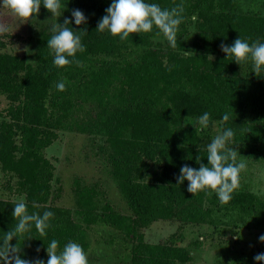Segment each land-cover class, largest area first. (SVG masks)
Listing matches in <instances>:
<instances>
[{
	"label": "trees",
	"instance_id": "16d2710c",
	"mask_svg": "<svg viewBox=\"0 0 264 264\" xmlns=\"http://www.w3.org/2000/svg\"><path fill=\"white\" fill-rule=\"evenodd\" d=\"M153 2L171 8L180 0ZM110 3L63 0L66 8L56 18L41 5L36 16L41 22L28 35V61L8 50L20 37L17 33L0 34V95L9 101L0 110V171L9 178V195L24 198L30 212H54L48 236L33 229L32 237L19 242L21 255L46 261L52 238L60 241V248L73 240L87 252L89 228L103 224L129 245L126 264L188 263L192 253L177 244L176 233L149 243L143 230L159 220L207 224L220 204L215 193L188 192L187 180L177 185L182 165L198 168V156L208 163L206 146L212 139L187 120L197 122L196 117L209 112L220 128L236 130L233 147L240 155L264 159V72H252L250 61L238 64L220 48L239 36L250 42L264 39V16L242 11L237 0H183L185 19L172 47L165 38L156 40L163 37L156 29L132 33L123 41L97 31ZM76 8L88 18L86 25L72 24L75 30L86 27V51L77 53L78 62L56 67L47 47L51 27L71 17ZM61 79L67 81L64 91L55 86ZM225 111L231 118L221 125ZM65 131L102 139L98 151L130 214L103 202L96 185H85L80 178L74 181V209L53 204L61 188H52L55 167L44 151ZM242 178L241 173L240 184ZM16 201L0 199V231L14 223ZM224 206L248 215L256 229H264V203L252 192L239 186ZM17 242L13 238L11 243Z\"/></svg>",
	"mask_w": 264,
	"mask_h": 264
},
{
	"label": "clouds",
	"instance_id": "9594fccd",
	"mask_svg": "<svg viewBox=\"0 0 264 264\" xmlns=\"http://www.w3.org/2000/svg\"><path fill=\"white\" fill-rule=\"evenodd\" d=\"M41 5L55 17L63 15L66 8L63 0H0V11L8 9L12 15L23 21L29 18L35 20L33 14H39ZM184 11L183 0L171 8L162 7L153 0H111L105 14L98 21L96 30L118 36L123 41L132 33H151L156 29L157 36L162 34L169 44L175 47L179 26L185 19ZM191 18L195 21L197 16L193 14ZM87 19L84 12L76 8L71 10V17H65L63 23L52 25V35L47 40V47L53 54L54 66L64 67L78 62L77 53L86 51L83 42V37L87 35L86 27L75 30L72 24L74 22L75 25H86ZM8 31L9 24L6 19L0 18V34ZM220 48L227 58L232 57L238 64L250 61L252 72H264V39L258 38L250 42L248 38L239 36L231 45L222 43ZM66 85V79H61L55 86L59 91H64ZM230 118V112H223L220 124L224 125ZM196 120V131L217 126V121L213 120L207 111L196 117ZM236 134L233 127L218 128L216 135L206 146L208 163H203L198 156V168L188 164L182 165L176 177L177 185H182L187 180V191L194 195L199 192L209 195L215 193L221 204L232 200L234 192L240 186L241 173L247 168L246 161L238 159L240 153L233 147L237 145ZM13 205L14 223L8 231H0V264H89L88 253L80 243L70 240L60 248V241L56 238L50 239L47 245L44 243L48 256L46 261L40 257L24 258L19 242L22 238L25 240L32 237L33 229L41 236L47 237L54 212H30L24 198H20ZM13 238L18 240L15 245L11 243ZM258 239L264 242V234ZM39 251L37 248V252ZM253 259L264 261V252L257 253Z\"/></svg>",
	"mask_w": 264,
	"mask_h": 264
},
{
	"label": "rangeland",
	"instance_id": "374dc122",
	"mask_svg": "<svg viewBox=\"0 0 264 264\" xmlns=\"http://www.w3.org/2000/svg\"><path fill=\"white\" fill-rule=\"evenodd\" d=\"M237 2L242 11L264 16V0ZM0 12H3L2 18L9 24V30L20 36L8 50L20 53L28 61L31 49L28 35L41 22L36 18L38 14H33L35 20L29 18L23 21L12 15L8 9ZM163 38L159 37L156 40L162 41ZM8 105L6 96L0 95V110L6 109ZM186 124L196 126L197 122L187 120ZM218 128L220 126L217 122L216 127L210 126L202 133L213 138ZM101 143L100 137L65 131L59 132V138L45 149V156L55 167L54 178L57 181H53L52 188L54 190L61 188L60 197L53 201L54 205L75 208L73 187L75 179L80 178L85 185H96L103 195H101L103 202L110 203L122 214H130L116 182L109 174V166L104 156L98 151V145ZM239 159L247 163V168L242 171L241 188L252 192L264 203V159L249 160L242 154ZM153 167L155 168V165ZM8 179V176L0 171V199L19 200L22 197L9 195ZM143 233L149 243L166 241L170 235L176 233L177 244L187 247L192 253V260L184 264H264V261L253 259L257 253L264 252V242L258 239L264 234V229H256L251 217L221 203L214 206L211 221L207 224L190 225L159 220L144 229ZM88 237L89 264L128 262L129 245L123 242L122 237L114 229L103 224L93 225L88 230Z\"/></svg>",
	"mask_w": 264,
	"mask_h": 264
}]
</instances>
